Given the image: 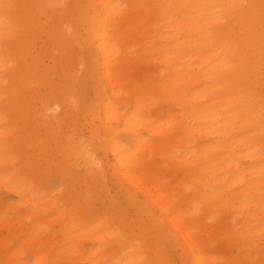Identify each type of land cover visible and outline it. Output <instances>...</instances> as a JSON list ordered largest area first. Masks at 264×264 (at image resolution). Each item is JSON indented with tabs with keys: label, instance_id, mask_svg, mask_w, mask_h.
<instances>
[{
	"label": "bare ground",
	"instance_id": "obj_1",
	"mask_svg": "<svg viewBox=\"0 0 264 264\" xmlns=\"http://www.w3.org/2000/svg\"><path fill=\"white\" fill-rule=\"evenodd\" d=\"M261 3L0 0V190L15 197H0V264H75L85 244L89 264H172L167 246L181 264L259 261ZM40 125L55 166L18 152ZM61 182L56 211L41 197Z\"/></svg>",
	"mask_w": 264,
	"mask_h": 264
},
{
	"label": "rangeland",
	"instance_id": "obj_2",
	"mask_svg": "<svg viewBox=\"0 0 264 264\" xmlns=\"http://www.w3.org/2000/svg\"><path fill=\"white\" fill-rule=\"evenodd\" d=\"M45 126L40 125L38 127L39 128L38 133L34 137V143L38 144V147L32 149V148L27 147V145H24L21 149H18V152L22 155L23 152L27 153V148H28L29 149L28 152L32 151V154H34V153L39 154L38 158H39V161H41L40 163H42V164L48 163L52 166H55V163H57V161H58V157H60L59 154L57 152H55L56 147L52 143H47L48 137H46L45 139H42L41 141L39 139V138L44 137L43 135L48 134V129L45 128ZM54 126L56 129H59L62 125L60 126L59 123L58 124L54 123ZM38 134L41 136H39ZM80 134H82V136L84 137L85 140L88 139V137H87L88 134L86 131L82 130L80 132ZM121 138L124 139L125 135L121 134ZM67 185L68 184L61 182V184L55 188L56 190H53V192L52 191L46 192L45 195H43L41 197L42 201L46 202L47 205H49L51 202L55 201V205H57L56 206V211H57L58 204L60 203V200H61V195L65 193V189H66ZM108 190L110 191V194L112 196H114L115 199L122 200L121 192L117 189V187L115 185L112 186V184H110ZM58 191H60V192H58ZM0 197L5 198V199H9V200H14V198H15V197L13 198L10 194L6 193L4 190H0ZM56 211L53 210L51 215H55ZM127 214L130 216L131 212L129 211V212H127ZM50 219H53V218H50ZM40 229L46 230L50 233H53L54 237L56 238L55 239L56 241L60 240V234L57 232L58 226L52 225L51 223L48 224V222H45L44 224L40 225ZM125 244H126V246L132 244V248H135V250L137 252H140L143 248V245H145L146 242H143V243L141 242L140 244H138L133 239L132 235H128V239L126 240ZM124 248L125 247H122V250L120 251V253L117 256H119L123 252ZM90 249H91V244H85L84 248L76 253L75 259L77 262L75 264H89V262L85 260V256L87 255V253ZM164 250H165L164 252L166 254L167 260L172 262V264H181V261H180L181 255H179V254L181 253V251H183L182 249H179V248H173L172 249L171 247L167 246V247H164ZM136 251H134V252H136ZM234 251H235V245L232 246L231 253H233ZM134 255L139 256V254H134ZM141 255H140V258H142V256H144V255H142V256ZM61 264H66V263L63 262ZM255 264H264V255H262L259 258V261H257Z\"/></svg>",
	"mask_w": 264,
	"mask_h": 264
},
{
	"label": "snow or ice",
	"instance_id": "obj_3",
	"mask_svg": "<svg viewBox=\"0 0 264 264\" xmlns=\"http://www.w3.org/2000/svg\"><path fill=\"white\" fill-rule=\"evenodd\" d=\"M6 8H12V7H15V5H5ZM237 7H248L246 5H239ZM261 9H262V22H264V0H262V3L260 5ZM223 23H227V21H223ZM227 71V69H226ZM261 99H262V103H261V109H262V112H264V85H262L261 87Z\"/></svg>",
	"mask_w": 264,
	"mask_h": 264
}]
</instances>
